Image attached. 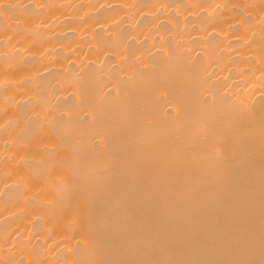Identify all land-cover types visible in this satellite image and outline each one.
Returning a JSON list of instances; mask_svg holds the SVG:
<instances>
[{"label": "bare ground", "instance_id": "1", "mask_svg": "<svg viewBox=\"0 0 264 264\" xmlns=\"http://www.w3.org/2000/svg\"><path fill=\"white\" fill-rule=\"evenodd\" d=\"M264 0H0V264H261Z\"/></svg>", "mask_w": 264, "mask_h": 264}, {"label": "snow or ice", "instance_id": "2", "mask_svg": "<svg viewBox=\"0 0 264 264\" xmlns=\"http://www.w3.org/2000/svg\"><path fill=\"white\" fill-rule=\"evenodd\" d=\"M261 264H264V261H261Z\"/></svg>", "mask_w": 264, "mask_h": 264}]
</instances>
